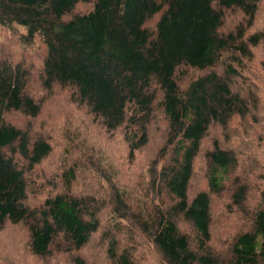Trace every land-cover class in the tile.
Segmentation results:
<instances>
[{"label": "trees", "instance_id": "obj_1", "mask_svg": "<svg viewBox=\"0 0 264 264\" xmlns=\"http://www.w3.org/2000/svg\"><path fill=\"white\" fill-rule=\"evenodd\" d=\"M260 1L0 0V229L22 225L33 257L61 251L70 256L68 264L88 263L81 251L96 235L113 264H135L144 241L155 264H264V187L252 190L255 204L248 206L252 191L239 183L238 172L248 145L241 139L249 136L230 138L250 120L260 125L254 112L264 111V97L245 96L251 89L241 66L256 60L255 49L264 44ZM80 4L87 9L81 11ZM225 12L240 14L241 23L223 30ZM5 32L27 50L42 48L38 70L14 60L1 42ZM259 64L263 76L264 58ZM187 69L201 76L182 83ZM37 86L47 94L66 91L106 134L121 137L130 158L147 145L149 125L161 123L165 139L145 187L157 183L166 190L169 207H132L127 190L90 158L82 164L93 170L91 177L80 174V160L63 165L52 180L35 175L51 154L49 141L32 140L8 116L38 115ZM262 132L264 142V126ZM71 148L68 143L65 157ZM259 153L253 163L264 166V145ZM198 163L203 174L196 183L202 179L204 185L193 190ZM82 177L86 191L77 193ZM104 183L108 195L100 199ZM43 188L49 190L43 201L30 206V196ZM218 197L236 209L234 221H246L224 250L211 246ZM104 207L111 208L106 227ZM180 222L191 237L181 232Z\"/></svg>", "mask_w": 264, "mask_h": 264}, {"label": "rangeland", "instance_id": "obj_2", "mask_svg": "<svg viewBox=\"0 0 264 264\" xmlns=\"http://www.w3.org/2000/svg\"><path fill=\"white\" fill-rule=\"evenodd\" d=\"M81 11L87 9L83 4L79 6ZM242 17L238 13L225 12L223 30H227L230 26L234 27L240 24ZM257 23H264V0H261L257 9ZM20 34L25 33L22 29H17ZM11 48L14 54V60H23L32 65L34 70H38V63L42 53V48L27 50L23 46L18 45L17 38L5 32L2 39ZM256 60L249 62L244 60L242 63L243 69L248 73L246 81L247 89L245 96L253 94L254 96L260 95L264 97V75H262L260 61L264 58V44H261L255 49ZM201 76V72L187 69L183 77L182 83H188L192 79ZM35 77V75H34ZM253 82V84H250ZM243 86V80L236 81V90ZM244 88V87H243ZM33 96L41 101V109L35 118L22 117L15 113L8 116V120L14 126L26 130L30 138L41 137L47 139L51 146V154L41 163L35 170V175L43 176L44 174L48 179H54L59 175L60 169L75 160H80L81 164H86V159L90 158L97 169L102 174L109 178L111 182L120 188L126 189L131 199V203L136 207L144 203L150 207L168 208L171 204L169 196L161 186L157 183H148V168L151 167L152 162L156 159V153L163 146L165 133L164 127L161 123H151L149 125V140L146 146L140 149L133 157L129 156V149L125 143L120 140V136L110 137L106 134L98 120L91 119L86 110L79 109L71 100L70 95L61 89H54L50 94L43 91L40 86L33 90ZM257 97V96H256ZM254 119L260 121V125L254 124L252 120L248 121L247 125L235 130L230 137H237L239 133L248 135L249 137L241 139L248 143L246 150L240 152L243 155L241 164L239 165L238 180L239 183L244 185L250 191L263 188L264 186V166L262 161L253 163L254 158L260 155L259 151L263 148L262 142L264 126V111L259 113L257 109L254 112ZM263 116L261 118L260 116ZM156 117V116H155ZM159 121V120H158ZM160 122V121H159ZM211 131V129H210ZM209 131V132H210ZM208 132V133H209ZM216 133H219L216 129ZM210 135V134H209ZM250 138V139H249ZM68 143H71L72 148L70 153L65 157L64 150ZM225 146V142L223 143ZM71 154V155H70ZM239 154V155H240ZM80 174L83 177H91L92 169L83 167ZM204 164V163H203ZM201 163L196 165L194 173V188L198 189L204 185L203 180L196 183L199 176H202L203 169ZM33 175V173H32ZM83 177L75 186V191L79 193L81 189H86V181ZM32 179V177H31ZM85 184H84V182ZM104 188L99 190V198L104 199L108 195V185L103 184ZM158 187L162 190L159 191ZM86 191V190H85ZM49 190L44 188L40 193L31 195L28 203L30 206H37L43 201L45 195ZM223 197V196H221ZM216 199L213 203V227H212V242L211 246L214 250H224L227 242H230L233 235L246 227V221L241 217L237 222L234 221L233 212L236 210L233 206H229V201L222 198ZM251 203L248 206L255 204V192L252 191ZM250 208H253L251 206ZM111 208L104 207L101 213L103 219V227L107 226V219L109 218ZM179 228L182 233H186L191 237L186 230L188 225L180 222ZM243 226V227H242ZM0 264H68L70 256L65 252L55 251L45 259H38L33 257L27 246V233L26 229L22 226H7L0 229ZM132 237H137L136 229L132 233ZM145 242V250L140 249V259L135 264H155L154 251ZM227 243V244H226ZM226 244V245H225ZM103 242L98 235L94 236L92 243L86 246L81 252L85 256L87 264H113L105 258V251Z\"/></svg>", "mask_w": 264, "mask_h": 264}]
</instances>
